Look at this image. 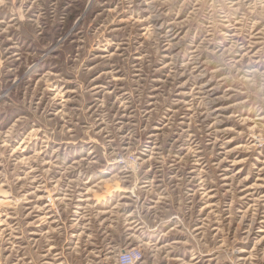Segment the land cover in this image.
Returning <instances> with one entry per match:
<instances>
[{
	"label": "rangeland",
	"instance_id": "obj_1",
	"mask_svg": "<svg viewBox=\"0 0 264 264\" xmlns=\"http://www.w3.org/2000/svg\"><path fill=\"white\" fill-rule=\"evenodd\" d=\"M264 264V0H0V264Z\"/></svg>",
	"mask_w": 264,
	"mask_h": 264
},
{
	"label": "built area",
	"instance_id": "obj_2",
	"mask_svg": "<svg viewBox=\"0 0 264 264\" xmlns=\"http://www.w3.org/2000/svg\"><path fill=\"white\" fill-rule=\"evenodd\" d=\"M142 253L138 248H128L119 252L116 264H138Z\"/></svg>",
	"mask_w": 264,
	"mask_h": 264
}]
</instances>
